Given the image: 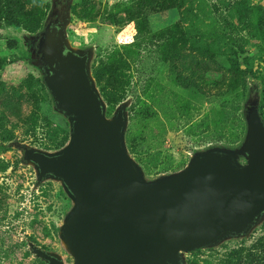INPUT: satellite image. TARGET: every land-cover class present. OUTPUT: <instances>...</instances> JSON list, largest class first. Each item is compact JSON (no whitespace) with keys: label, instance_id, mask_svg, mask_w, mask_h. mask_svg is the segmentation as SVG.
<instances>
[{"label":"rangeland","instance_id":"1","mask_svg":"<svg viewBox=\"0 0 264 264\" xmlns=\"http://www.w3.org/2000/svg\"><path fill=\"white\" fill-rule=\"evenodd\" d=\"M179 1L139 14L135 0H20L21 25L0 23V264H48L33 248L72 263L59 227L73 203L60 182H37L20 148L57 151L70 132L29 49L59 4L70 15L67 40L93 52L100 93L119 97L113 106L103 99L107 116L125 104L126 146L146 178L182 169L195 152L238 147L255 100L264 122V0ZM181 255L185 264H264V218L245 235Z\"/></svg>","mask_w":264,"mask_h":264},{"label":"water","instance_id":"2","mask_svg":"<svg viewBox=\"0 0 264 264\" xmlns=\"http://www.w3.org/2000/svg\"><path fill=\"white\" fill-rule=\"evenodd\" d=\"M69 22V13L53 15L33 37L54 108L69 120L68 141L57 151L22 146V160L37 182H60L73 203L59 227L70 264H182V252L249 232L264 218L257 101L246 106L238 147L195 152L182 169L148 179L126 146L125 104L106 115L91 74L93 52L71 45ZM33 252L66 264L57 253Z\"/></svg>","mask_w":264,"mask_h":264},{"label":"trees","instance_id":"3","mask_svg":"<svg viewBox=\"0 0 264 264\" xmlns=\"http://www.w3.org/2000/svg\"><path fill=\"white\" fill-rule=\"evenodd\" d=\"M180 6L181 3L179 0H135V2L133 3L134 10L139 14L144 12L145 7H148L150 10L157 11V10H166L172 7H180ZM20 7H21L20 0H0V23L18 28L22 23V17L20 15L21 14ZM9 44L11 47L16 46V42L14 40L10 41ZM179 56L181 58L183 57L184 58L183 61H185V55H182L180 53ZM208 57H212V53L209 54ZM172 59H174L173 56ZM6 63H7L6 59H0V68ZM183 64L184 62L181 63V65ZM177 78L181 83L184 82V77L182 76L181 73H179ZM39 83L43 89H47L41 77L39 78ZM237 83H238V75L234 74L229 80V86L233 89L237 86ZM1 84L2 83L0 81V87ZM101 96L103 97V99L105 100L108 106H113L119 100V97H117L116 94L107 91H101ZM106 115H107V109H106ZM69 134L70 132H68L67 135L65 136L64 138L65 142L68 141ZM65 142L61 143V148L65 145ZM182 264H185L184 261H182Z\"/></svg>","mask_w":264,"mask_h":264},{"label":"flooded vegetation","instance_id":"4","mask_svg":"<svg viewBox=\"0 0 264 264\" xmlns=\"http://www.w3.org/2000/svg\"><path fill=\"white\" fill-rule=\"evenodd\" d=\"M62 13H69V11H68V8H66V9H64V8H62V4H59L58 6H57V8H55L54 10H53V15H57L59 18H61V15H62ZM52 15V16H53ZM51 17V16H50ZM35 39H37V38H33L32 37V41H31V43H30V45H29V49L31 50V56L33 57V58H38V60H36V65L41 69L42 68V63H41V61H40V58H39V54H38V52H37V50H36V40ZM85 50H87V49H85ZM41 71H42V69H41ZM21 148V151H22V153L24 152V150H23V148L22 147H20ZM242 161H244V159H242ZM264 216V215H263ZM262 216V217H263ZM246 234V233H245ZM245 234H243V235H245ZM195 250V249H194Z\"/></svg>","mask_w":264,"mask_h":264},{"label":"built area","instance_id":"5","mask_svg":"<svg viewBox=\"0 0 264 264\" xmlns=\"http://www.w3.org/2000/svg\"><path fill=\"white\" fill-rule=\"evenodd\" d=\"M192 154H190V157H191Z\"/></svg>","mask_w":264,"mask_h":264}]
</instances>
